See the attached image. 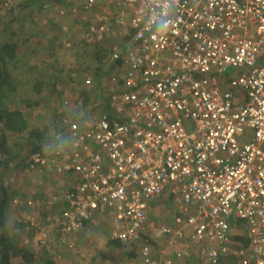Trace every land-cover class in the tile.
Returning a JSON list of instances; mask_svg holds the SVG:
<instances>
[{"label":"built area","instance_id":"built-area-1","mask_svg":"<svg viewBox=\"0 0 264 264\" xmlns=\"http://www.w3.org/2000/svg\"><path fill=\"white\" fill-rule=\"evenodd\" d=\"M108 1L118 10L83 2L95 11L82 37L94 43L115 27L130 37L102 59L124 67L111 75V111L89 114L98 100L73 113L64 98L56 142L29 157L31 167L72 175L52 194L68 202L56 217L64 241L104 216L112 239L144 240L143 264H173L152 251V237L164 235L177 258L202 242L204 264H264V0ZM168 189L179 226L150 219ZM238 221L249 245L232 249Z\"/></svg>","mask_w":264,"mask_h":264},{"label":"rangeland","instance_id":"rangeland-1","mask_svg":"<svg viewBox=\"0 0 264 264\" xmlns=\"http://www.w3.org/2000/svg\"><path fill=\"white\" fill-rule=\"evenodd\" d=\"M84 1L85 0H73L70 5L64 7H57V5H54L53 7H47L44 5L46 2H42V4L37 3L36 5L33 2L29 4L28 7H21L22 11H20L18 16L16 15V18L11 17V14L13 13L8 11L10 9L2 10V6L0 7V12L5 13L4 23L0 22V43L9 37L22 40L23 37L28 33L33 32L31 42L25 44L21 43L19 46L18 60L14 63L17 65V67L13 68L12 70V74L14 75L13 77H15V81L19 85L16 93H11V95H16L17 97L21 98L19 104L22 107L25 106L24 101L29 97L40 99V105H36L33 109H31L33 113L31 125L36 126L46 124L48 126L45 130L47 134L50 133L49 126L61 118L64 107V98L66 96H71L74 99L76 96H82L84 98V89L86 88L83 82L86 76H84L83 73L84 66L91 67L87 68L86 72L90 75L92 74V77L95 68L98 67L97 65L103 66L104 68L108 66L106 64L107 62H104L103 60H101L100 63H97V61L92 56L93 51L89 49L93 46L85 44L83 37L81 36L86 21L93 18V11H95L93 9H82V3ZM2 2L3 0L0 1V5H2ZM10 5L11 4L8 6L5 5V7L11 8ZM95 9L100 11L106 10L110 11L111 13L115 12L114 5H111L108 0H99V3ZM21 12L27 13L23 15ZM86 14L87 16L89 15L88 18ZM40 23H46L47 25H44L47 27H42V24ZM63 26H68L67 28L69 29V32H66V34H63ZM14 28L17 33L12 35L10 30L13 32ZM64 39L70 41L71 44L66 46L65 42L63 41ZM116 42L121 44L123 42L125 43L123 35H120L117 32L111 33L105 40V44L108 45H112ZM56 46L58 47L55 48ZM122 46L124 47V44H122ZM85 51H88V53ZM107 61L109 62L111 60ZM76 67L79 68L78 72L82 71V75L77 74L75 80L69 75V72L72 71L70 69H75L77 71ZM239 70V68H231L227 71V73ZM116 72L121 73L120 71ZM54 75L60 78V81L57 89H55L53 93L54 88L51 86V83H53L52 81L54 80ZM38 79L47 80V83L41 86V93L35 94L34 88ZM93 79L91 87L95 88V80ZM106 82L105 85L108 83ZM92 91L94 92L93 95L91 93L89 96L86 94L89 98L88 104L94 105L95 101L100 100L101 104H99V106L95 105L93 110L98 112L102 109H105V104H103L104 100L101 98L103 95H100L96 88ZM66 93H68V95ZM86 95L85 97H87ZM71 97L69 98L71 99ZM53 116H56L58 119L55 120V117ZM66 136L67 139H70L68 132L66 133ZM15 139L18 141L16 143L17 145L13 143L16 141ZM34 140L35 138L28 140L27 134H15L14 136H11L10 144L14 147H19L21 144H27V147H32ZM23 151L27 155L28 149L25 148ZM14 161H19V164L21 165L22 158L18 157ZM14 163L15 162H12V165L2 176L3 183L8 188V193H10V195H17L21 192L28 193L29 195L33 194V191H35L36 188H39V186L36 187V183L39 181L38 179L45 178H43V176L38 178L39 175H36L34 171L28 170L27 168L23 169L22 166H14ZM58 176L60 175L56 174L54 177H52L51 182L53 181V178L55 179ZM165 192L167 193L165 195L166 198L164 201L160 202L159 205L156 206L157 208L151 211L149 214L150 219L155 222H172L173 213L178 210L174 202L172 191L168 189ZM12 197L13 196L9 197V203L5 206L4 212V234L7 244L13 245L14 248L16 245H20L22 243L26 244V246L28 245L29 247H38L35 241L31 239V236L25 232L27 231L26 228L29 227L28 218H26L24 229H22V226L20 225V222L22 221L20 219L25 217L30 209V207L26 204L27 200L25 201L21 198L18 199L17 197ZM108 225V223L107 225H104L107 226V229L104 227H99L100 229L95 227L83 229L79 234L78 241L68 242L65 245L58 243L57 246H51L52 248L50 249L43 248V250H40L39 248H35V251H43L42 253H46L48 256L50 253H56L57 251L59 253V257H57L60 260L59 264H124L125 262L130 261L129 259L132 254V257L139 258L137 251L140 249V243L113 246L107 242V232L109 230ZM241 231L242 230L238 226L233 229L234 234H239ZM155 238L156 237H152L153 240ZM159 241H161V239H155V245H158ZM162 241L167 243V240L165 241V239H162ZM103 253L110 255L115 254L117 257H120V259L114 262L107 260L105 257H103ZM195 258L200 259L198 256ZM199 259H195L191 262V264H201ZM12 260L19 262L18 257H13ZM182 262V264H184L185 260Z\"/></svg>","mask_w":264,"mask_h":264},{"label":"trees","instance_id":"trees-1","mask_svg":"<svg viewBox=\"0 0 264 264\" xmlns=\"http://www.w3.org/2000/svg\"><path fill=\"white\" fill-rule=\"evenodd\" d=\"M49 1L61 3V2H65L66 0H49ZM11 13H13V9ZM85 27L86 25L84 26V28ZM85 30L83 31L84 33H85ZM14 33H17V32L15 31ZM110 34L111 32L108 34V36ZM32 36H33V32H30L26 36H24L22 40H18L17 38L10 37V39L7 40L5 43L4 42L0 43V264H59L60 262V260L56 256H48L46 255V253H42L43 251L37 252L35 250L30 249L29 246H23L22 244H20V245H16L14 248L13 245L7 244V240L5 239L6 237L4 234L5 205L10 197V193H8V188L3 183L2 176L5 173V171L12 165V162H15L14 166H17V167L22 166L23 169L26 167H31L30 165L31 162L29 161V159H27L28 153L35 151L39 147L40 142L44 141L45 138H48V136L46 135L47 133L45 132V130L48 127L46 124L36 125V126L31 125V120L33 116L31 109H33L36 105H40V102H41L40 99L35 98V97L33 98L29 97L28 99L24 101L25 106L22 107L19 104L21 98L17 97L16 95H11V93H16V90L19 85L15 81V77H13L14 75L12 74L13 68L17 67V65L14 63L18 60L19 46L21 43L25 44V43L31 42ZM90 46H93L92 48H89V49L93 51L92 56L97 61V63H100L101 60L104 57L108 56L111 52V45H108V44L102 45V44L96 43V44H90ZM125 46L126 45L124 44L123 48H125ZM108 63L109 64L106 68H104L103 66L97 65L98 67L95 68L94 74H93L94 79L99 78L101 74L105 75L107 72H109L112 69L113 66L115 67L120 66L121 61L111 60ZM87 68L88 66L87 67L84 66L85 70ZM59 81H60V78H58L55 75V79L52 81L53 83H51V86L54 88L53 93L55 89H57L59 85ZM46 83H47V80L38 79L36 82L35 88H34V93L35 94L41 93L42 92L41 86L43 84L45 85ZM84 86L86 87V88L84 87L85 88L84 98L82 96H76V98L74 99L71 96H69L72 99H74V103L76 106L77 105L79 106L78 100L80 98L84 99L85 104L79 107H83L89 103L88 96L90 93L93 95L94 92L92 90L96 88V87L95 88L91 87L92 85H84ZM66 94L68 95V93ZM86 94H88V96ZM85 95L87 97H85ZM53 117H55V120L58 119L56 118V116H53ZM60 121H61V118H60ZM60 121L59 120L55 121V124L57 126L55 130H57L58 126H60L58 124ZM54 131L52 134L50 133V135H52V137L55 139ZM63 131L67 133V129H63ZM15 134L16 135L27 134L28 140L35 138L34 144L32 145V147H27V144L26 145L21 144L19 147H14L13 145L10 144V138L11 136H14ZM15 140L16 141L13 142L14 144L18 142L17 139ZM25 148H28L27 155L23 151ZM18 157L22 158L21 165L18 162L14 161ZM31 168L38 170L39 166H35ZM43 169H47L48 171H51L48 168H43ZM24 219L25 217H23L22 221L20 222L22 229L25 228ZM244 225L245 223L243 221H238L236 227L237 226L240 227L242 231L239 234L233 233V236H234V239H238L240 241L245 240V242L247 243L246 241L247 237L246 235H243V230L245 227ZM107 242L110 244L112 243L115 246L124 245L123 241L119 239H112L109 237H107ZM151 242H153V239H151ZM13 257H18L19 262L13 261L12 260ZM103 257L113 262L118 261L120 259V257H117L115 254L110 255L107 253H103ZM185 262L186 264H188L189 261L186 260Z\"/></svg>","mask_w":264,"mask_h":264},{"label":"crops","instance_id":"crops-1","mask_svg":"<svg viewBox=\"0 0 264 264\" xmlns=\"http://www.w3.org/2000/svg\"><path fill=\"white\" fill-rule=\"evenodd\" d=\"M5 1L6 0H4L2 2V5H0V7L2 6V10L10 9V10H8V11H10V13H11V11L13 9V14H11L12 15L11 17H15V18L19 15L20 11H22L21 7H28L29 4H31L33 2H34L35 5L37 3L38 4H42V2H46L44 5L49 3L51 7H53L54 5H57V7L58 6L64 7V6L70 5V3L73 2V0H66L65 2H61V3L50 2L49 0H26V1H23V0H11V5H10L11 8H6L5 7V5H6ZM3 4H5V5H3ZM110 4L114 5L115 11L118 10V3L114 2V3H110ZM82 9H84V4L83 3H82ZM21 13H23V12H21ZM25 13H27V12H25ZM25 13H23V15H25ZM7 14H9V13H7ZM90 15H91V13H90ZM86 16H87V14H86ZM88 16H87V18H88ZM4 17H5V13H1L0 12V22L4 23ZM91 21H92V19H88V21H86V24H85L86 27H88V25H89V23ZM40 24H42V23H40ZM44 24H46V23H43L41 26L42 27H47ZM67 27L68 26H63L62 27L63 28V34H66V32H69V29ZM85 28L83 29V31L85 30ZM14 32H15V28H14ZM14 32H12L10 30V33H12V35L15 34ZM114 32L115 33L117 32L118 34L123 35L125 43H127L130 40V37L122 34L118 30V27H115V29H113L111 33H114ZM107 38H108V35L104 36L102 39H99V40H97L94 43H87L85 41V39H84V43L88 44V45L96 44V43L103 45V44H105V40ZM9 39H10V37L6 38L5 40H3L4 43L7 40H9ZM60 39H61V37H60ZM3 41L1 43H3ZM63 41L65 42L66 46H69L71 44L70 41H68L67 39H64ZM114 44H120L121 45V43H118V42H116ZM114 44H112L111 47ZM57 47L58 46H56L55 48H57ZM85 52L88 53V51H85ZM106 64L108 65L109 63H106ZM88 68H91V67H88ZM115 68H116V71H120L121 73H124V67H123L122 64H120V66H116V67L113 66L112 69L109 72H107L105 75L101 74L99 76V78H95V79H93L94 77L91 76L92 74L90 75L89 73H87L85 69H84L85 71L83 72L84 76L86 75L85 78L90 76L93 80H95L94 85H95L96 89L98 90V93L100 95H103L101 98L104 100L103 104H105V109H102V110L105 111V112H109L112 109V105L109 102V88L112 85L111 84V75H113V73L115 71ZM76 69H77V71L75 69H70V70H75L78 75H82L81 74L82 71L78 72L79 68L76 67ZM116 71H115V73H119V72H116ZM53 79H55V75H54ZM104 81L105 82L107 81L108 83L106 82L107 84L105 85ZM71 101H72L71 111L73 113H75V112L76 113H80L81 110H84V106L81 108L78 105L77 106L75 105L73 99ZM100 103H101V101H100ZM102 110H100L98 112L97 111L95 112L94 110H91L88 113L89 114H92V113L98 114V113H101ZM65 111H66V109L63 107V113ZM58 120L60 121V119H58ZM58 124L60 125V122ZM56 127L57 126H56L55 122H53L52 125L50 126L51 129L49 130V132L52 134ZM61 127H62L61 125L58 126V128H61ZM50 133L46 134L48 136V138H45L44 141L40 142L39 147L35 151H32V152L28 153V155H27L28 158L27 159H29V157L31 156L32 153H34L36 151H39V150H41L43 148H48L49 149L56 142L54 140V138L52 137V135H50ZM18 163H19V161H18ZM26 166H28V165H26ZM26 168L28 170L34 171L36 173V175H39L38 178H40L42 176H43V178H45V179H38L39 181H38V183H36L37 184L36 187L39 186V188H36L35 191H33V194H31V195H29L28 193H25V192H21V193H19L17 195H13V194L10 195V196H13V197H17L18 199L21 198V199H23L25 201L27 200L26 204L30 207L29 212H27L28 214L26 215L27 217L25 216V219H24V221L26 223V218H28V224H29V227L26 228L27 231H25V232H27V234L29 236H31V239H33L35 241V243L37 244V246H38V247H31L30 246V249L35 250V248H39L40 250H43V248H49L50 249V248H52L54 246H57L58 243L59 244H63V245L67 244L68 241H69V236H67V239L64 241L63 237H65V235L60 230V227L56 224L57 223L56 217L59 216V214L62 213L63 209H65L68 206V202L66 200L62 199V198L55 200L52 197V194H54L55 192L63 193L68 187H70L72 185V180H71L72 179V175L71 174L56 173V171H48L47 169H42V170L38 169V170H36L34 168H31V167H26ZM56 174H59L60 176H58L55 179L53 178V181L51 182V178L54 177ZM166 193L167 192H164L163 195H161L159 198H157L156 200H154V201H152L150 203V207H149V212L150 213H151V211H153L154 209L157 208L156 206L159 205L160 202L164 201V199L166 198V196H165ZM176 196L177 195L175 194V196H174V193H173L174 202H175ZM8 203H9V199H8L6 205H8ZM175 211H176V209H175ZM20 220H22V218ZM164 222H167V221H164ZM107 223L109 224L108 225L109 230H108L107 234H108V237L111 238L112 223H111V218L110 217L100 216L99 220H97V223L88 224L85 228L87 229L89 227H95L97 229H100V228L104 227V228L107 229V226H104V225H107ZM168 223H170L172 225H176V223L174 221L168 222ZM33 226H35V227H33ZM176 226H179V225H176ZM244 226L245 227H244V230H243V235H246V237H247L246 225H244ZM47 227H50L52 229V234H50V235L45 237L43 229H45ZM85 228H83V229H85ZM171 237H172L171 235H164L162 237H156L155 239H157V240L161 239V241L158 242V245H155V242H154L155 239L153 240V242L150 241L151 246H152L153 254L156 257L168 258V259H170L172 261L173 264H182L183 263L182 261H184V260L185 261L188 260L189 261L188 264H191V262L194 261L195 259H199V258H195L196 256H198V257H200V259H199L200 263H202V264L205 263V256L202 253V248H203L205 243L197 242L195 244H192L191 245V256H190V258L182 259V258H177L176 257V255L174 253L173 245L170 242ZM162 239L163 240L165 239V241L167 240V243L162 241ZM231 239H232V249H236L237 247L241 246L242 244L243 245H249L248 237H247V240H246L247 243L245 242V240L244 241L243 240L240 241L238 239H234L233 231H232ZM143 241L144 240H140L138 242H135V243H140V249L137 251V255H139L138 256L139 258L132 257L133 256V254H132V256L129 259L130 261H127L125 263L131 262L132 264H143V257H142V254H141V247L143 245ZM135 243H132V244H135ZM124 244L131 245V243H124ZM22 245L26 246V244H24V243H22ZM112 245L115 246L114 244H112ZM154 247H155V250H154ZM53 250H55V249H53ZM49 256L59 257V253L56 251V253H52V254L50 253ZM232 258H233V254H230L227 257L228 260H231ZM184 264H186V262Z\"/></svg>","mask_w":264,"mask_h":264}]
</instances>
